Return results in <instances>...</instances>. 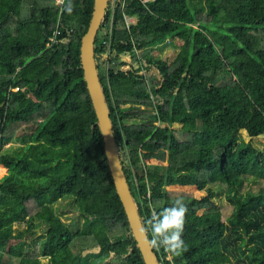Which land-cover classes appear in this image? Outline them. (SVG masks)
Wrapping results in <instances>:
<instances>
[{
	"label": "trees",
	"instance_id": "1",
	"mask_svg": "<svg viewBox=\"0 0 264 264\" xmlns=\"http://www.w3.org/2000/svg\"><path fill=\"white\" fill-rule=\"evenodd\" d=\"M94 2L73 0L57 34L56 0H0V264H87L97 249L145 264L81 66ZM99 31L98 73L145 227L173 199L187 204L186 251L153 247L160 264H264V147L243 138L264 135V0H126ZM170 40L175 56L159 58Z\"/></svg>",
	"mask_w": 264,
	"mask_h": 264
},
{
	"label": "water",
	"instance_id": "2",
	"mask_svg": "<svg viewBox=\"0 0 264 264\" xmlns=\"http://www.w3.org/2000/svg\"><path fill=\"white\" fill-rule=\"evenodd\" d=\"M109 0H95L93 19L90 29L83 36L80 48L81 66L83 69L87 89L90 95L93 110L95 111L99 129L102 135L103 151L108 164L113 183L124 206L129 224L132 228L137 247L145 264H160L157 253L150 243L151 237L144 225L139 206L129 180L127 178L124 164L119 157L115 142V131L110 118V111L106 103L105 94L101 85L95 53V42L99 30L106 16Z\"/></svg>",
	"mask_w": 264,
	"mask_h": 264
},
{
	"label": "clouds",
	"instance_id": "3",
	"mask_svg": "<svg viewBox=\"0 0 264 264\" xmlns=\"http://www.w3.org/2000/svg\"><path fill=\"white\" fill-rule=\"evenodd\" d=\"M56 3L62 5V11L69 15L74 11L73 0H56ZM187 211V204L183 197H177L170 202V206L162 208L158 213H153L146 221L147 226L144 229L151 233L150 243L153 247H163L173 256H180L183 251H186L182 235Z\"/></svg>",
	"mask_w": 264,
	"mask_h": 264
},
{
	"label": "rangeland",
	"instance_id": "4",
	"mask_svg": "<svg viewBox=\"0 0 264 264\" xmlns=\"http://www.w3.org/2000/svg\"><path fill=\"white\" fill-rule=\"evenodd\" d=\"M101 35H103V34L100 33L99 40L102 38ZM175 44H176V42L174 43L172 40H170V41L167 42V45L159 47L158 48L159 49V53H158L159 58L173 59V57L175 56V52L173 50V47H174ZM100 62L102 63V61H100ZM98 65H100V63H98ZM98 72L101 75L103 71H102L101 68H99ZM177 127H182V126L181 125H177ZM243 138L246 141H250L251 140L252 142H254V145L257 146L260 149H262L264 147V135L260 136L258 138L250 139L249 135L246 132H244L243 133ZM7 147H9V146H7ZM7 172H8V170H7ZM3 176H1V177H3ZM168 189L169 190H176V191L185 190V191L193 192L199 197H201V196L206 194L205 191H201L196 186H192V185L187 186V187H180V186L172 185V186H169ZM139 203H141L140 202V198L137 196V204L139 205ZM217 204L221 208H223L225 210H228L229 207H230L229 203H228V199L226 198V196H223L220 199H218ZM56 207L58 209V206H56ZM71 214H68V215H70V216L74 215V213H71ZM223 216H225V215H223ZM64 219L67 220V221L70 220L68 218V216H64ZM25 226H26V228H28L27 225H25ZM42 232H43V228L36 229L35 233L28 240V242H27V251L29 252V254L32 255L35 251H37V247L39 249L40 240H41L39 238L41 237ZM219 259L220 260H218V258H215L214 260H215L216 263H219V264H228L227 259L225 257L220 256ZM103 260H104V257L102 256L101 251H99L98 249L95 250L94 252H92L91 255L88 256L85 259L87 264H116V261H115L114 258H109V259H106L104 261ZM42 261H43V263H47L46 259H43Z\"/></svg>",
	"mask_w": 264,
	"mask_h": 264
},
{
	"label": "built area",
	"instance_id": "5",
	"mask_svg": "<svg viewBox=\"0 0 264 264\" xmlns=\"http://www.w3.org/2000/svg\"><path fill=\"white\" fill-rule=\"evenodd\" d=\"M74 1H76V0H74ZM121 1H126V0H109V6H110V4H112V9L115 10V8L117 7L118 2H121ZM56 6H57V9L59 10V20H58V30H57V34H58L60 32L59 28H60V24H61V21H62V16H63L65 11H62V5H58L56 3ZM126 21H127V24H128L129 27L132 26V25H135L137 23L136 18L135 17H130V16H126Z\"/></svg>",
	"mask_w": 264,
	"mask_h": 264
},
{
	"label": "bare ground",
	"instance_id": "6",
	"mask_svg": "<svg viewBox=\"0 0 264 264\" xmlns=\"http://www.w3.org/2000/svg\"><path fill=\"white\" fill-rule=\"evenodd\" d=\"M6 170H7V168L0 164V177L5 174Z\"/></svg>",
	"mask_w": 264,
	"mask_h": 264
},
{
	"label": "crops",
	"instance_id": "7",
	"mask_svg": "<svg viewBox=\"0 0 264 264\" xmlns=\"http://www.w3.org/2000/svg\"><path fill=\"white\" fill-rule=\"evenodd\" d=\"M1 165H2V164H1ZM7 170H8V169H7ZM7 170H6V172H7ZM6 172H5V173H6Z\"/></svg>",
	"mask_w": 264,
	"mask_h": 264
}]
</instances>
